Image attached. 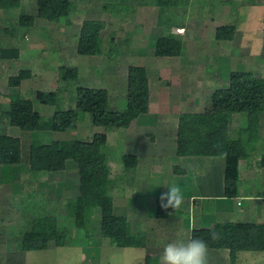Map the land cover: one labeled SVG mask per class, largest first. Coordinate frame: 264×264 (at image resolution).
Instances as JSON below:
<instances>
[{"label": "rangeland", "instance_id": "374dc122", "mask_svg": "<svg viewBox=\"0 0 264 264\" xmlns=\"http://www.w3.org/2000/svg\"><path fill=\"white\" fill-rule=\"evenodd\" d=\"M19 1V5L7 8L3 5V0H0V40L3 43H16L21 47V57L17 61L0 60V109L8 107L10 96L31 98L34 108L44 116L51 115L58 109L74 107L75 83L60 84L57 81V74L62 66L77 68L80 85L106 88L109 108L115 110L125 106L127 66L144 65L149 79V101L148 112L141 118V122H135L131 127L94 126L83 115H80L75 129L65 131H24L17 126L3 124V131L20 138L22 161L18 164H3L0 167V264H160L164 246L169 242L188 240L190 230L185 229L187 217L182 208L164 218L165 220L148 218V215L153 216L155 213V203L146 200L145 204L133 198L136 197L135 192L138 191L136 189L151 190L144 182L153 181L157 187L164 186L165 178L162 177L167 170V167L162 168L161 175L155 171L152 176L147 170L149 178L145 179L144 171L141 169L143 166L138 164L139 157L149 164L159 159V156H163L161 158L167 161L174 145L172 142H166L163 150L161 145L152 146L155 141V136L152 138L154 131L141 123H151L156 113L163 111V117L158 119L163 124L171 120L174 111H189V106H195V103L201 101H204L205 105L211 104L213 90L228 85L231 69H249L264 78V25L258 33L256 30L248 29L250 23L258 26H261V23L258 21L249 23V10L246 9L259 2L260 8L264 11V0H240V11L231 19L226 17L231 12H236L238 7L235 5L229 7L219 2L220 0H194V4L190 6L193 7L191 10L203 11L205 18L201 20L187 15L189 6L172 7L170 13L176 23L171 30L178 33L182 29L183 33L180 34L185 39H183L185 54L172 58L154 54L155 40L163 27L160 28L156 24L158 9L156 7L151 9L150 6L153 4H147L148 2L143 4L142 0H120V4L115 6L127 3L128 9L112 12L103 8L102 3L118 0H74L76 8L70 14L71 23H66L64 17L58 21H47L37 17L35 0ZM214 7L215 11L219 8L218 13L206 12ZM251 9L255 11L254 8ZM21 12L35 16L34 22L28 29L21 28L16 36H12L5 29L11 24L19 23ZM211 15L213 20L209 18ZM96 18L105 23L101 33L102 54L77 53L81 21ZM250 19L254 20L255 16H251ZM222 21L235 25L237 31L232 41L214 40V27ZM179 25L183 27L178 28ZM112 33L115 36L113 42L109 40ZM135 34L141 37L138 38ZM197 36L203 39L195 41ZM209 38L213 39L215 44L210 43ZM109 43L115 45L119 51L125 50L126 53L120 52L119 55V52L109 51ZM107 52L113 55L112 58L108 57ZM24 67L31 69L32 76L23 79L18 86H9L7 77ZM59 85L61 87L57 93V100L52 105L42 103L36 96L39 90H54ZM186 98L187 100H184ZM252 118L253 115L248 112L233 113L229 121V135L230 132L237 135L242 126L249 124L252 126L256 122ZM95 132H104L107 135L106 149L115 179L110 188L113 210L118 215L127 216L134 223L136 230L149 237L145 247L110 244L109 239L101 234L100 213L97 207L90 208L93 223L89 230L75 226L74 218L67 214L65 205L67 198L78 194V171L74 164L68 162L63 170L37 176L28 169L26 157L32 141L48 143L53 139L88 140ZM251 132L250 138L245 139V154L249 159L247 161L253 158L262 160L264 136L262 134L261 137L259 129L253 126ZM123 153L137 155L136 166L133 169L128 170L122 164ZM179 178L182 180V175ZM137 179L143 180L139 182L138 188ZM185 180L186 178L182 181ZM255 182L256 189H260L259 180L256 179ZM142 183L144 187L141 186ZM44 208L56 216L59 226L68 228V236L62 245L52 241L46 249L21 250L18 243L23 231L30 226L29 219L33 214L44 213ZM211 214L214 216V223L234 219L220 210L212 211ZM230 261L227 249L209 248L208 264H229ZM235 264H264V250L239 251Z\"/></svg>", "mask_w": 264, "mask_h": 264}, {"label": "trees", "instance_id": "16d2710c", "mask_svg": "<svg viewBox=\"0 0 264 264\" xmlns=\"http://www.w3.org/2000/svg\"><path fill=\"white\" fill-rule=\"evenodd\" d=\"M232 0H220L231 3ZM19 0H3L7 8L19 5ZM105 1L103 8L112 12L127 10V3ZM148 2V3H147ZM150 2V3H149ZM36 16L47 21H58L63 17L66 23H71L70 14L75 10L74 0H35ZM141 3L153 4L158 7L156 24L163 29L158 33L154 54L156 56H181L185 54L184 41L180 33L173 32L172 7L194 4V0H142ZM35 16L19 14V23L11 24L5 29L16 36L21 28L30 27ZM105 23L101 19H83L79 30L76 51L79 54L101 55L103 52L102 29ZM233 23H221L214 28V37L219 40H232L235 34ZM115 41L112 33L109 39ZM109 51L125 54L115 45L109 43ZM108 57L112 58L107 52ZM21 57V47L16 43H3L0 40V60L17 61ZM32 76L28 67L19 68L15 74L7 77L11 87L20 85L23 79ZM59 76V77H58ZM76 67L59 68L57 81L75 83V106L55 110L51 115L44 116L34 108L33 100L28 97L10 96L7 108L0 109V167L6 164H18L22 161L21 141L2 130L4 123L17 126L21 130H52L65 131L77 127L80 115L86 116L94 126L128 127L133 119L148 111L149 79L144 65L130 64L126 69L125 106L112 110L109 108L108 91L104 87H87L78 82ZM59 85L54 90H39L36 96L44 104H54L57 100ZM214 109L211 112H181L178 116L176 131L177 155H222L224 167V193L233 196L236 193L239 180V159L245 154V139L250 138L251 127L258 128L259 113L264 111V78L249 69H231L228 85L213 90ZM248 112L256 120L251 126H242L237 135L228 134L229 121L233 113ZM107 135L95 132L88 140L53 139L48 143L32 141L30 143L27 163L29 171L34 175L63 170L68 162L74 164L78 171V194L65 201L66 212L74 218L75 226L89 230L93 218L90 208L99 209V225L102 236L109 239L115 246L145 247L148 236L136 230L135 225L127 216L118 215L113 210V200L109 191L115 182L109 164V154L106 149ZM122 164L126 169L136 166L135 153H123ZM159 196L155 198V217L168 218L175 213L160 207ZM44 213L33 214L30 226L22 233L18 243L21 250L46 249L50 242L62 245L68 236V228L58 225L56 216L49 209ZM169 212H172L170 215ZM217 231L221 238L210 239V233ZM202 238L209 248L227 249L229 264H235L237 253L242 250H264V223L241 221H217L212 226L193 227L190 238Z\"/></svg>", "mask_w": 264, "mask_h": 264}, {"label": "crops", "instance_id": "0c3cea01", "mask_svg": "<svg viewBox=\"0 0 264 264\" xmlns=\"http://www.w3.org/2000/svg\"><path fill=\"white\" fill-rule=\"evenodd\" d=\"M239 3L240 0L239 1L232 0L231 3L228 4L225 2L222 3L225 5H229V7L233 5L238 7L236 12H231L226 18L231 19L238 14V12L240 11ZM154 7L158 9L156 5L150 6L151 9H155ZM215 8L216 7L206 12L210 14L211 12L215 11ZM251 8H254L255 11H253ZM191 9H193V7L192 8L188 7L187 9V15H189V17L191 16L198 20H201V18H205L203 11H192ZM218 9L219 8H217L214 13H218L217 11ZM246 9L249 10V20H250L249 23L252 21H258L261 23V26L259 25L260 27L258 25L250 23L249 25L250 27L248 29H252L254 31L256 30V32L258 33L261 27L264 25V13H261L264 11L263 9L260 8L259 2L252 4L250 7H247ZM251 16H255V19L251 20L250 19ZM209 18L210 20H213V15H211ZM246 19L248 20L247 17ZM226 22L228 21L218 22L216 26L218 24L226 23ZM177 27L182 28L183 26L179 25ZM178 33H183V32H181L180 30ZM135 35L138 38L141 37L139 34H135ZM200 37L201 36L199 37L197 36L195 41L199 39H203V37L201 38ZM209 40L210 43H214V44H215L214 40L224 41V40L216 39L215 37L214 40L210 38ZM159 57H164V56H159ZM170 57L172 58L175 56H170ZM184 78L186 79V76H184ZM190 88L192 89L194 87H190ZM184 100H187V98ZM201 104L202 106H200ZM205 104L206 103L204 101H201L200 103H195V106L193 105L189 106L188 108H190V110L185 112L213 111L214 109L213 100L211 101V104L208 105ZM146 113H142L138 115L135 119L131 121L128 127L134 125L135 122L136 123L141 122V118L144 117V114ZM163 113H164L163 111L157 112L155 119H152L151 123H141V124H143V126H147L148 128H150V130L154 131L152 132V138L155 136V141L152 143V146L155 147L161 145V150H163L165 148L166 142H172L174 144L173 147L171 148V152H169L171 156L167 161H164V159L161 158L163 156H159V159L153 160L152 164H149L145 160H141V158L139 157L138 164L143 166V168L141 169H143L144 171L143 177L145 179L149 178L148 173H150L152 176V173H154L155 171H158V174L161 175L160 169L167 167V170H165V173H163V177H162L163 179L165 178L164 186L160 185L159 187H157L153 181L144 182L151 190L146 191L141 189L139 191V189H136L138 191L135 192L136 197L133 198L135 200L139 199L141 202L143 201L142 203L145 204H147L146 200H150L152 203H154L155 198L161 195V193L167 191L168 187H172V186L179 187L184 197V202L180 208H182V212H186L187 224L185 223V229L188 228V231L192 227H199L205 225L208 226L209 224L214 223V216L211 213L212 211H217V210L222 211V213L227 214L228 216H233L234 219L230 221H241V222L248 221V222L264 223V159L258 160L253 158L250 160L251 161L250 162L247 161L249 160L248 157L240 158L238 164L239 180H238V187L236 193L233 196H227L224 193L223 174H224L225 161L222 155L219 154L189 155V156L177 155L176 154V131L178 124L177 118L181 112L174 111V113H172L173 116L169 113V115H171V120H168L165 123L161 124L160 123L161 120L158 121V119L163 115ZM263 113L264 111L259 113V119H258L259 131L261 132L260 136L262 134L264 136ZM230 136H233L231 132H230ZM180 175H182V180L184 178H186V180L185 181L180 180L179 178ZM135 178H137V174ZM256 179L259 180L260 189L258 190L256 189V182H255ZM142 181L143 180L137 179L136 188H138L139 182ZM144 183H142L141 185L142 187H144L143 185ZM140 193L141 194L143 193V195H139ZM239 197L243 198L244 200L243 199L240 200ZM154 214H152L153 216L148 215L147 217L156 218ZM180 218L185 221V219L182 216H180Z\"/></svg>", "mask_w": 264, "mask_h": 264}, {"label": "clouds", "instance_id": "9594fccd", "mask_svg": "<svg viewBox=\"0 0 264 264\" xmlns=\"http://www.w3.org/2000/svg\"><path fill=\"white\" fill-rule=\"evenodd\" d=\"M160 207L172 212L180 209L184 202L181 189L176 186L168 187L159 197ZM172 212H169L170 215ZM221 234L217 231L210 233V239L217 241ZM209 244L206 240L196 237L186 241L177 240L164 246L160 264H208Z\"/></svg>", "mask_w": 264, "mask_h": 264}, {"label": "bare ground", "instance_id": "6f19581e", "mask_svg": "<svg viewBox=\"0 0 264 264\" xmlns=\"http://www.w3.org/2000/svg\"><path fill=\"white\" fill-rule=\"evenodd\" d=\"M180 30H182V29H180Z\"/></svg>", "mask_w": 264, "mask_h": 264}]
</instances>
